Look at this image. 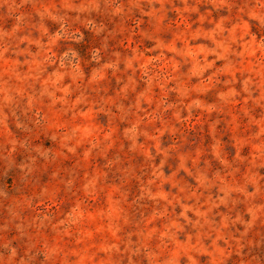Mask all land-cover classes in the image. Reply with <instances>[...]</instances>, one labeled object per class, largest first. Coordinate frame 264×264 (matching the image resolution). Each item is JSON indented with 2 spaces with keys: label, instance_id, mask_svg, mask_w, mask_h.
I'll use <instances>...</instances> for the list:
<instances>
[{
  "label": "rangeland",
  "instance_id": "rangeland-1",
  "mask_svg": "<svg viewBox=\"0 0 264 264\" xmlns=\"http://www.w3.org/2000/svg\"><path fill=\"white\" fill-rule=\"evenodd\" d=\"M0 264H264V0H0Z\"/></svg>",
  "mask_w": 264,
  "mask_h": 264
}]
</instances>
